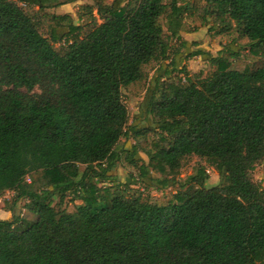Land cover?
<instances>
[{
    "label": "trees",
    "instance_id": "obj_1",
    "mask_svg": "<svg viewBox=\"0 0 264 264\" xmlns=\"http://www.w3.org/2000/svg\"><path fill=\"white\" fill-rule=\"evenodd\" d=\"M75 1L18 0L40 10ZM123 1L100 7L102 23L82 38L68 15L53 16L47 39L21 7L0 0V197L12 192L9 211L25 200L35 216L0 220V264H264V189L250 176L264 160V65L231 70L218 55L210 59L216 70L194 81L170 59L159 22L165 18L169 36L183 47L189 6ZM205 4L203 17L213 14L223 31L233 24L264 58V0ZM169 59L146 109L152 126H128L122 88L142 79L143 66ZM176 72L184 83L172 77ZM150 131L159 133L152 149L137 141L117 150L121 138ZM122 156L141 178L148 167L178 171L185 157L196 156L214 166L221 182L204 189L205 170L197 169L188 178L197 188L165 206L106 188L100 197L96 183L113 181ZM66 194L83 205L57 211L53 199Z\"/></svg>",
    "mask_w": 264,
    "mask_h": 264
},
{
    "label": "rangeland",
    "instance_id": "obj_2",
    "mask_svg": "<svg viewBox=\"0 0 264 264\" xmlns=\"http://www.w3.org/2000/svg\"><path fill=\"white\" fill-rule=\"evenodd\" d=\"M9 1L21 7L33 19L38 32L47 39H49L50 31L53 27V16L68 15L72 19L73 25L80 26L82 38L95 24L99 25L102 23L98 9L110 6L112 3V0H79L40 10L36 6L21 4L18 0ZM58 1L63 2L65 0ZM131 1L124 0L123 5H130ZM164 1L165 3L169 2V0ZM184 2L189 8L183 15L181 24L183 30L179 33L181 40L185 42L183 47H179L180 41L169 36L165 18L161 17L159 19L164 32V40L170 46V59L176 64L177 70L184 66L188 76L194 81L204 79L216 70L217 65L210 62V59L216 58L218 55L228 59V68L231 70L242 71L245 68L264 65V58L249 47L248 40L240 36L236 29L233 28V24L226 31H223L213 14L203 17V9L206 7L205 0H182L180 3ZM58 32L61 37L67 34L65 28L59 29ZM53 47L56 51H61L63 45L54 44ZM177 49L179 52L172 54V51ZM198 50L202 51L203 55L190 56ZM229 50L235 51L238 55L234 58H229ZM170 59L161 63L151 62L143 66L142 79L126 88H122V101L128 113V126H135L136 128L152 126V120L146 115V109L154 95V83L157 77H164V70L170 69ZM172 77L176 81L181 80L184 83L183 74L176 72L172 74ZM165 79L162 78L161 81ZM158 140L159 133L154 131L148 132L137 140L132 137H123L118 142L117 150L119 152L124 149L130 150L131 146L137 141H143L141 147L150 150L159 144ZM138 150L137 157L141 159V163L148 164L147 157L142 150ZM200 168H203L206 174V179L203 183L204 189L213 188L220 184V177L214 166L196 156L185 157L181 161L178 171H169L160 165H156L155 169L148 167L149 174L144 178L140 177L138 168L129 165L122 156L115 169L110 172L113 181L96 183V188L100 197L103 195V189L106 188L112 196L139 197L150 204L165 206L169 203H175L177 194H184L197 188L196 185L188 183V178ZM79 169L83 171L84 166H79ZM41 175L42 172H38L28 179L32 181L33 177L38 178ZM250 176L254 184L264 189V160L255 165ZM90 182L94 183L95 181L90 179ZM13 199L12 192H5L0 197V220L10 218L11 213L24 220H33L35 218L34 215L25 209L27 203L25 200L15 203L12 206V212H10L9 208ZM81 205H83V201L75 199L72 194H66L62 199L60 197L53 199V206L57 211L73 213Z\"/></svg>",
    "mask_w": 264,
    "mask_h": 264
},
{
    "label": "built area",
    "instance_id": "obj_3",
    "mask_svg": "<svg viewBox=\"0 0 264 264\" xmlns=\"http://www.w3.org/2000/svg\"><path fill=\"white\" fill-rule=\"evenodd\" d=\"M27 181L29 182V179H27Z\"/></svg>",
    "mask_w": 264,
    "mask_h": 264
},
{
    "label": "crops",
    "instance_id": "obj_4",
    "mask_svg": "<svg viewBox=\"0 0 264 264\" xmlns=\"http://www.w3.org/2000/svg\"><path fill=\"white\" fill-rule=\"evenodd\" d=\"M2 213H3V212H2ZM3 220H5V218H4Z\"/></svg>",
    "mask_w": 264,
    "mask_h": 264
}]
</instances>
